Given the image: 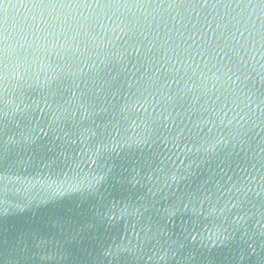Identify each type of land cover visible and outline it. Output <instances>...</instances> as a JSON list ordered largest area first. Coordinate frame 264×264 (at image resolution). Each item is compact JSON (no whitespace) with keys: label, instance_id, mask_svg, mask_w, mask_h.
<instances>
[{"label":"water","instance_id":"95a60500","mask_svg":"<svg viewBox=\"0 0 264 264\" xmlns=\"http://www.w3.org/2000/svg\"><path fill=\"white\" fill-rule=\"evenodd\" d=\"M13 2L43 7L0 57V264H264V0L136 27L116 0Z\"/></svg>","mask_w":264,"mask_h":264},{"label":"clouds","instance_id":"9594fccd","mask_svg":"<svg viewBox=\"0 0 264 264\" xmlns=\"http://www.w3.org/2000/svg\"><path fill=\"white\" fill-rule=\"evenodd\" d=\"M43 6L41 5H22L14 3L13 0H0V13H3L5 21L11 20L13 22L12 30H9L6 26H0V57H8L15 52L18 48L23 49L28 46V41L32 40L30 35L32 28L34 27L29 23V21H34L36 16L33 14L35 11L39 10ZM48 7H56L50 5ZM64 8H70L71 6H60ZM104 7L114 10L113 15L117 13L120 17L124 18L122 22H125L128 18L134 23L131 27H136L140 25L141 19L147 21L149 18L154 17V15L163 10L167 13L175 12L177 15L180 13V9L184 8L185 5L180 3V0H176L175 3L168 4L166 7L164 5L153 6L152 0H116V2L105 5ZM202 8H209L212 11H216L221 7L219 4H209L205 2L201 5ZM228 7H231L229 5ZM23 9V11H22ZM195 7L189 9V11H194ZM72 16L69 12L67 16L61 15L56 17H49L47 21L44 20L46 24H49L53 28L55 34V29L57 25H62L59 28V32L63 33L66 29L64 26H68V19ZM251 18V17H249ZM43 19V16H41ZM103 27V26H102ZM112 33V38L109 40V44H114L117 40L121 39L127 34L128 28H112L110 30ZM117 33H119L117 35ZM11 42V43H10ZM5 45H8L7 47ZM251 61L253 65V71H256V65L258 62H264V52L257 53L255 51V46L250 53ZM259 71H264V63H260ZM233 79V77H229ZM240 79L239 75L235 76L234 82H238ZM144 110L147 112V105H145ZM146 131V129H145ZM143 136V134H141ZM137 143L142 142V140H137ZM227 138L220 134L215 138H205L200 141L197 145H194L197 152H215L221 146L227 144ZM191 151V149H189ZM176 179V177H173Z\"/></svg>","mask_w":264,"mask_h":264},{"label":"snow or ice","instance_id":"6c2138e0","mask_svg":"<svg viewBox=\"0 0 264 264\" xmlns=\"http://www.w3.org/2000/svg\"><path fill=\"white\" fill-rule=\"evenodd\" d=\"M40 3H47L50 5H61V6H71L72 4H87L89 0H38Z\"/></svg>","mask_w":264,"mask_h":264}]
</instances>
